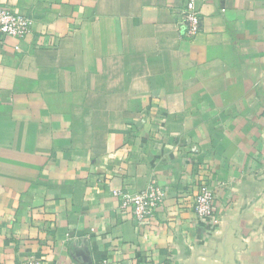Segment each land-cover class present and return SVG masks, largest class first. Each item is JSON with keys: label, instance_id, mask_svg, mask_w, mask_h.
<instances>
[{"label": "crops", "instance_id": "obj_1", "mask_svg": "<svg viewBox=\"0 0 264 264\" xmlns=\"http://www.w3.org/2000/svg\"><path fill=\"white\" fill-rule=\"evenodd\" d=\"M187 1L0 0L33 23L0 33V264H264V0H196L193 39ZM154 179L139 225L113 190Z\"/></svg>", "mask_w": 264, "mask_h": 264}, {"label": "built area", "instance_id": "obj_2", "mask_svg": "<svg viewBox=\"0 0 264 264\" xmlns=\"http://www.w3.org/2000/svg\"><path fill=\"white\" fill-rule=\"evenodd\" d=\"M183 35L188 39L195 38L202 30V11L196 0H188L182 10ZM32 19L13 12L8 6L0 4V33L25 39L31 32ZM19 46H16L18 49ZM113 195L121 201L122 211L136 220L139 225L153 222L155 213L164 202L166 190L157 180H152L142 191L131 194L122 190H113ZM216 194L212 186L204 185L194 198V209L198 216L213 218ZM97 264H118L107 258Z\"/></svg>", "mask_w": 264, "mask_h": 264}, {"label": "water", "instance_id": "obj_3", "mask_svg": "<svg viewBox=\"0 0 264 264\" xmlns=\"http://www.w3.org/2000/svg\"><path fill=\"white\" fill-rule=\"evenodd\" d=\"M84 249H85V248H82V251H84ZM78 252L81 253V255H83L85 259H88V258H87V254H85V252H81V251H78ZM89 259H90V258H89ZM90 262H91V259H90ZM90 262H89V263H90Z\"/></svg>", "mask_w": 264, "mask_h": 264}]
</instances>
